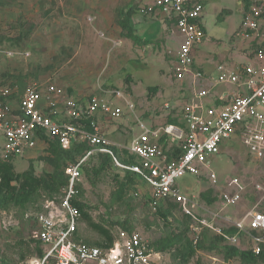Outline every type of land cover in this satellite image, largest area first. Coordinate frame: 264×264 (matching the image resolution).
I'll list each match as a JSON object with an SVG mask.
<instances>
[{"label": "rangeland", "instance_id": "1", "mask_svg": "<svg viewBox=\"0 0 264 264\" xmlns=\"http://www.w3.org/2000/svg\"><path fill=\"white\" fill-rule=\"evenodd\" d=\"M241 1L206 0L202 18L205 37L194 50V71L214 78L218 64L236 69L259 63L256 52L264 53V18L257 36L236 37L242 19ZM143 3L0 0V87L10 92L17 90L20 95L28 85L44 89L55 84L83 107L91 97L109 101L120 108V117L109 119L91 112L88 118L119 154L120 147L127 146L140 133V123L153 128L164 126L169 119L177 118L191 96L188 80L180 81L172 72L180 42L175 28L167 21L158 23L140 17L138 10ZM127 11H132L130 23L134 35L143 41L141 44L122 33L120 21ZM11 98L18 97L13 94ZM128 103H132V111ZM57 112L56 119L68 120L59 109ZM50 147L40 142L23 156L12 157L15 172L30 170L34 176L45 178L54 170L50 160L56 159ZM90 150L91 147L87 151ZM102 158L93 152L85 159L76 193L71 197L86 205L92 221L114 236L124 225L150 243H160L162 264H240L237 257L224 260L222 247L228 241L218 242L214 237L219 232L226 235L245 212H264V151L247 149L241 135L235 133L221 144L219 155L211 159L215 182L206 174L185 175L177 180L178 189L197 204L193 210L195 219L183 214L178 206L162 211L163 215L153 211L147 187L139 180L129 183L121 170ZM57 163L62 165L59 160ZM234 178L239 179L237 187L230 186ZM236 190L240 191V201L223 206L220 193ZM66 195L64 187L56 191L44 189L25 202L0 204V264H25L36 256V216L53 210L56 218L63 220ZM199 221L211 228L201 226ZM194 228L200 231L195 253L183 260L177 251L183 248L185 239L192 241ZM73 238L92 244L103 241L81 216ZM251 245L240 235L233 246L245 251Z\"/></svg>", "mask_w": 264, "mask_h": 264}, {"label": "built area", "instance_id": "2", "mask_svg": "<svg viewBox=\"0 0 264 264\" xmlns=\"http://www.w3.org/2000/svg\"><path fill=\"white\" fill-rule=\"evenodd\" d=\"M203 13L204 0H145L138 10V15L144 19L167 21L175 28L180 42L173 57V76L180 81L188 80L191 90L189 102L178 113L177 124L146 128L140 123V133L127 146L120 147L138 157L139 164L121 163L112 149L113 145L93 123L92 131L83 129L81 120L88 118L91 112L109 119L121 116L120 108L113 107L109 101L91 97L83 107L55 84H48L44 89L28 85L20 95L17 90L10 92L0 87L1 160L21 157L33 150L41 142L38 138L41 133L56 138L64 149L72 143H85L91 147L78 163L65 170L68 185L62 203L63 220H58L53 210L36 216L34 237L41 244L43 256H35L25 264H162V253L136 231L118 229L108 247L74 240L80 212L70 201L76 193L80 167L93 152L108 155L118 169L134 174L147 187L153 211L170 201L183 214L195 219L193 210L197 204L193 197L178 189L177 180L185 175L201 177L206 174L215 182L211 159L219 155L221 144L235 133L241 135L247 149L256 153L264 151V53L256 52L259 63H249L236 69L217 65L214 78L194 71V50L205 37ZM263 18L264 0H247L235 36L241 39L257 36ZM220 86L232 90L215 97L214 90ZM13 94H16L17 100L11 98ZM163 106L168 107L167 104ZM128 108L133 110L132 103H128ZM58 109L66 115L67 121L56 119ZM162 135L179 151L170 160L158 143ZM239 183V179L234 178L230 186L237 187ZM239 193L237 190L222 192L219 200L223 206L235 205L240 201ZM203 221H199L201 226L211 228ZM232 226L236 230L233 236L218 234L231 245L237 242L240 235L244 236L252 243L250 250L254 255L264 250V212L251 209L235 220ZM199 236L200 231L194 228L193 244Z\"/></svg>", "mask_w": 264, "mask_h": 264}, {"label": "trees", "instance_id": "3", "mask_svg": "<svg viewBox=\"0 0 264 264\" xmlns=\"http://www.w3.org/2000/svg\"><path fill=\"white\" fill-rule=\"evenodd\" d=\"M242 2H243V6L246 7L247 0H242ZM131 15H132V11H127L124 13L123 18L120 21V27H121L122 33L126 38L131 39L134 43L141 44L143 41L139 39V37H136L133 33L134 29L130 23ZM81 123L85 131H89V132L92 131V125H91L89 118H84L83 120H81ZM167 124H177V118L169 119L167 121ZM38 138L41 140V142H46L47 145L51 146L50 147L51 153L56 158L55 161L50 160V164L54 168L53 172L47 173L45 175V178L34 176L33 172L30 170L16 173L14 170V166L11 162L12 160L11 158L7 160L0 159V204L7 203V202H13V203L25 202L32 195L37 193V191L39 190H44V189L51 190L52 189L53 191L54 190L56 191V190H59V188L61 187L66 188L68 185V177L65 174L66 168L78 163V161L84 157L83 155L86 154L88 152L87 150L89 149V146L85 143H72V145L68 149H64L60 146L56 138L47 137L46 135L42 133L38 134ZM158 143L161 145L163 151L167 155L168 160L172 158V155H174L175 153L177 154L179 152L178 148H176L175 145L171 146L167 142L166 137L163 135L159 139ZM112 149L121 163L125 165L139 164L138 157L134 155H130L125 149H120L119 154L121 155V157H119V154L114 147H112ZM99 155L103 157L102 159L104 162L110 161V163L114 165V163L112 162L111 158L108 155L101 154V153H99ZM57 160L61 162L62 164L61 166L58 165ZM121 171L123 172L124 179L128 181L129 183L133 184L135 181L138 180V178L134 174L130 173L129 171H125V170H121ZM81 172H82V165L80 167V174ZM70 202L73 206H75L78 209V211L80 212V216L83 219L84 223L90 229L98 233V235L103 240L102 242H96L94 244L87 243L85 241L83 242L89 245L97 246V247L110 246L114 240V235L109 231V229L92 221L90 216L85 211L87 209L86 205H84L81 202H77L74 199H71ZM174 206H177V205L174 204L173 202L168 201L166 202V204L159 205L155 212L159 213L160 215H163L162 211H166L167 209L170 210ZM120 229H123L126 231L131 230L127 226H124V225H121ZM235 232L236 230L234 228L228 229L226 231L228 235H234ZM179 238L180 237H178V239ZM214 238H215V241L223 242V243L226 240L220 234L217 236L215 235ZM197 242L193 244L192 241L185 239V244H183V248L177 251V254L179 255V257H181L183 260L190 258L195 253ZM38 243L39 244L36 250V256L42 257L43 250L41 248V244L39 241ZM151 245L154 247L155 250L160 251V248H161L160 243H151ZM222 250H223V256H224L225 261H228L229 259L233 257H237L238 260L240 261V264H264V250L263 249L258 255H254L250 249L241 251L237 247L231 245L228 242L223 245Z\"/></svg>", "mask_w": 264, "mask_h": 264}, {"label": "crops", "instance_id": "4", "mask_svg": "<svg viewBox=\"0 0 264 264\" xmlns=\"http://www.w3.org/2000/svg\"><path fill=\"white\" fill-rule=\"evenodd\" d=\"M145 0H143V2H144ZM205 4H206V0H204V8H205ZM241 11L243 12V2L241 1ZM263 20V19H262ZM262 20L260 21V23L262 22ZM149 21H153V22H160V21H154V20H149ZM260 23H259V27L261 26L260 25ZM247 64H249V63H247ZM218 65H220V64H218ZM221 65H223V64H221ZM246 65V64H245ZM217 66V65H216ZM216 66L214 67V70H215V68H216ZM225 67H227V68H229V69H232L231 67H229V66H227V65H224ZM203 85L204 86H206L204 83H203ZM232 90V88H230V87H227V86H220V87H217L215 90H214V96L215 97H219V96H223V94L224 93H228L229 91H231ZM221 93V94H220ZM216 101L218 102V99L216 98ZM144 126L146 127V128H149V126H146L145 124H144ZM150 128H153V127H150ZM99 131L102 133V131H101V129L99 128Z\"/></svg>", "mask_w": 264, "mask_h": 264}]
</instances>
